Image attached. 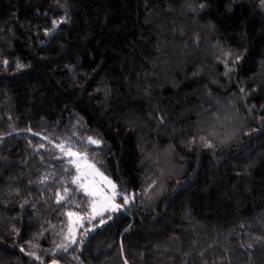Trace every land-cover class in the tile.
<instances>
[{
    "label": "trees",
    "instance_id": "obj_1",
    "mask_svg": "<svg viewBox=\"0 0 264 264\" xmlns=\"http://www.w3.org/2000/svg\"><path fill=\"white\" fill-rule=\"evenodd\" d=\"M61 143L132 197L75 242L88 205ZM53 259L264 264L259 0H0V264Z\"/></svg>",
    "mask_w": 264,
    "mask_h": 264
},
{
    "label": "snow or ice",
    "instance_id": "obj_2",
    "mask_svg": "<svg viewBox=\"0 0 264 264\" xmlns=\"http://www.w3.org/2000/svg\"><path fill=\"white\" fill-rule=\"evenodd\" d=\"M260 6L264 7V0H259ZM190 8L192 7L191 4L188 5ZM201 9L206 7V4L201 3L199 5ZM63 17L62 19L66 18ZM53 28L57 25V21H52ZM45 35H48L51 31L48 28H45ZM225 56H234L235 61H239L241 59V56L237 53L232 52L231 50H228L227 52H224ZM217 59H221V57H217ZM3 63L5 65L8 64L7 60H4ZM19 66V63H18ZM232 65L229 63L228 60H224V68L225 72L224 75L227 76ZM240 92H244V89L241 88ZM163 120V117H161V121ZM31 131V129H29ZM36 135H39L37 133ZM44 139H47V137H44ZM86 140L91 145L99 146L103 143L101 138L94 137L92 135H89L86 137ZM200 140L204 143L205 147H215L211 139H207L204 136L200 137ZM195 141V137L192 138V141L190 143ZM37 147L43 148V144H39ZM57 148H59L64 155L68 157L67 163L70 165H73L76 170V174L72 176V183L77 186L76 190H82L84 197L87 199V209L84 212H71L69 211L67 215L69 216V227L68 232L69 236L68 238L75 242V232H76V224L83 222V217L86 215L88 217V223L91 225V220L95 219L96 217H101L100 223L103 224V216L105 213L111 210H118L124 205L131 202L132 197L128 194L126 190L118 191L117 190V184L113 182L112 179H110L108 176L104 175L103 172H101L98 168L95 167V164L88 163L86 161L87 152L90 149H73L71 146L65 147L63 143L57 144ZM82 161L84 163H82ZM67 171V170H65ZM99 176L100 179L97 180L96 177ZM44 179H47V177H44ZM157 181L153 180L152 184L148 185V187H152V185L156 184ZM69 188L64 187L63 192L65 194L69 193ZM120 197L123 200V204L117 203V198ZM56 199L57 201H61L65 199V196H62L59 191L56 193ZM73 218H75L73 220ZM60 247V245H58ZM251 247V245H249ZM21 251H24V248L21 247ZM31 256H36L35 252H29L28 253ZM39 259V257H37ZM51 264H58V262L53 259L51 261Z\"/></svg>",
    "mask_w": 264,
    "mask_h": 264
},
{
    "label": "rangeland",
    "instance_id": "obj_3",
    "mask_svg": "<svg viewBox=\"0 0 264 264\" xmlns=\"http://www.w3.org/2000/svg\"><path fill=\"white\" fill-rule=\"evenodd\" d=\"M86 161H87V159H86ZM88 162V161H87ZM82 163H84L83 161H82ZM88 163H90V162H88ZM92 164V163H91ZM96 168H98L97 166H95ZM99 169V168H98ZM100 170V169H99ZM101 171V170H100ZM102 172V171H101ZM105 175V174H104ZM96 179L97 180H99L100 179V177L99 176H97L96 177ZM111 179V178H110ZM114 182V181H113ZM75 218H73V220H74ZM80 226V223H77L76 224V232H75V236H76V234H77V230H78V227ZM68 235H69V232H68Z\"/></svg>",
    "mask_w": 264,
    "mask_h": 264
}]
</instances>
